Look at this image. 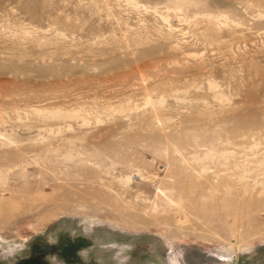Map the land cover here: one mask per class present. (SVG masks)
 I'll list each match as a JSON object with an SVG mask.
<instances>
[{"label": "rangeland", "instance_id": "obj_1", "mask_svg": "<svg viewBox=\"0 0 264 264\" xmlns=\"http://www.w3.org/2000/svg\"><path fill=\"white\" fill-rule=\"evenodd\" d=\"M0 264H264V0H0Z\"/></svg>", "mask_w": 264, "mask_h": 264}]
</instances>
